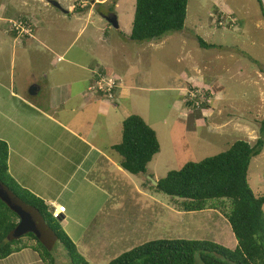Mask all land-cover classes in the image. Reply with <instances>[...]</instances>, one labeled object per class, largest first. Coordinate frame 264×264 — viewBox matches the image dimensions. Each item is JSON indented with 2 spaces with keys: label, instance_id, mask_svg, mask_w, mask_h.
<instances>
[{
  "label": "rangeland",
  "instance_id": "1",
  "mask_svg": "<svg viewBox=\"0 0 264 264\" xmlns=\"http://www.w3.org/2000/svg\"><path fill=\"white\" fill-rule=\"evenodd\" d=\"M49 1L0 0V129L19 135L15 127L8 130L4 123L12 108L35 113L18 96L25 94L42 113L84 120L78 127L81 133L93 126L105 155L87 163L94 162L103 169L87 172L88 166L77 164L74 150L79 151L80 159L85 149L76 136L63 130L60 160L45 162L50 169L43 174V190L49 192L56 187V194H65L69 189L65 183L71 175L82 177L87 172L106 194L103 198L98 195L100 189L94 195L84 192L81 211L69 210L59 225L72 236L89 264H108L135 246L161 238L207 239L234 248L236 239L227 220L228 202L223 206L213 199L201 211H187L181 199L156 191L153 184L189 161L227 150L237 139L254 144L259 137L264 118V19L258 0H189L185 28L153 41L129 38L135 0H56L62 9ZM217 5L223 9L227 5L234 11L224 14ZM110 12L117 15L120 28L106 20ZM25 16L34 17L33 21L29 19L33 27L20 25ZM37 34L48 35L52 41L43 45L28 42ZM198 35L217 47L203 48ZM69 58L79 66L69 64ZM86 64L89 69L81 68ZM90 68L94 73L105 70L110 74L107 81H115L121 90L114 94L115 99L109 92L92 89L101 79L97 73L88 86L92 92L83 103L78 90L86 87ZM194 79L203 82L197 84ZM186 81L191 88L197 86L195 95L202 94L200 100L195 99L199 103L204 101V90H210L204 106L195 108L185 102L180 94L191 89ZM34 83L41 85V90L31 97L28 91ZM102 94L108 100L101 109L110 111L106 120L97 117L89 104L92 97ZM48 99L55 104L42 103H48ZM115 100L122 105L116 101L114 106ZM133 113L156 130L160 142V151L148 164V172L138 175L123 170L120 154L111 149L121 141L122 119ZM20 121L27 123L28 136H34L38 120ZM106 127L111 131L106 132ZM248 182L255 192L264 193V148L250 163ZM54 199L66 201L65 195H55ZM51 247L56 264H72L60 241L54 240Z\"/></svg>",
  "mask_w": 264,
  "mask_h": 264
},
{
  "label": "trees",
  "instance_id": "2",
  "mask_svg": "<svg viewBox=\"0 0 264 264\" xmlns=\"http://www.w3.org/2000/svg\"><path fill=\"white\" fill-rule=\"evenodd\" d=\"M258 2L264 19V3L262 0ZM188 3L189 0H135L129 38L133 41H153L169 32L183 30ZM80 9L84 11L83 7ZM29 19L22 17L21 22L29 25ZM197 39L203 48L217 47L200 35ZM196 80L193 82H198ZM199 82L201 84L203 81ZM194 87L197 86L191 88L189 85L188 88L191 89L180 95L186 98V103L200 108L207 103L206 99L208 100L211 92L204 90V101L195 104L190 94V91L197 90ZM99 92L103 93L101 90ZM119 92L120 87L115 86L110 94L114 98V94ZM199 94L202 96L200 92ZM200 95L197 100L201 99ZM102 97L106 98L103 94ZM116 101L119 103V100H115L114 106ZM263 148L264 118L260 121V135L254 144L237 139L227 150L199 161H189L180 169L168 171L164 177L157 180V184H153L156 191L181 199L187 211H201L207 208L213 199L219 200L223 206L228 202L227 220L236 239L234 248L207 239L161 238L135 246L108 264H264V193L255 192L248 182L250 163L261 154ZM111 149L120 154L119 166L123 170L138 175L148 172V164L160 151V142L156 130L148 125L141 115L133 113L123 119L121 141L113 144ZM8 161V143L0 139V186L9 190L15 198L25 203V206L37 210L42 215L55 240L60 241L67 250L72 264H89L74 240L59 225V221L63 222L64 218H55L49 203L14 179L9 172ZM21 221L19 208H15L10 200L0 196V259L30 248L38 253L44 264H56L53 246L49 248L33 231L14 236L20 233L17 227Z\"/></svg>",
  "mask_w": 264,
  "mask_h": 264
},
{
  "label": "crops",
  "instance_id": "3",
  "mask_svg": "<svg viewBox=\"0 0 264 264\" xmlns=\"http://www.w3.org/2000/svg\"><path fill=\"white\" fill-rule=\"evenodd\" d=\"M219 5L217 6L219 7ZM226 6L224 5V9L223 7H219V12H222L224 14L225 13L232 14L234 9L232 7H228V6L226 7ZM70 8L71 6H69V9ZM30 20L33 21L34 17H31ZM29 41H34L36 44L43 45V44H46L52 41V39L48 37V35L44 36L43 34L42 35L37 34L36 38L35 37L30 38L28 39V42ZM67 62L71 64L72 66H79L78 62L73 61L70 58L67 59ZM88 66L89 65L87 64L85 66L81 65V68L89 69ZM90 71H92V74L88 75L89 80H86L88 81L86 87L84 85L78 90V94L84 99L83 103H85L88 95L90 96V94L88 93L91 92L89 91L88 86L91 84L92 78L94 77L93 76L94 70L90 68L89 72ZM69 84H70L69 82L66 83V86ZM60 86H61V83L57 84V89H60ZM48 88L56 92V88L54 86L51 87V85L48 84ZM124 88H126V86H124ZM40 90H41V85H40L37 95H39ZM66 93H68L69 95L70 90H67ZM52 95L57 96V94L55 93ZM18 96H20L19 98L22 99L28 105L30 109H33L35 113L28 114L27 112L20 110L18 108H12L13 110H11L12 111L11 114L7 116L5 115V117L7 118V121L4 123L6 124V127L8 126V130H10L9 127H15V131L19 135L17 136L14 134V136H12L11 133L8 132L7 130L0 129V139L5 140L8 143L9 172L14 177V179L19 184H21L23 187L31 191H34L38 196L42 197L47 203L63 204L66 207V211L64 212V215H63L64 220L66 219L69 210H72L73 212L75 210L81 211L84 192L94 195V194H97L98 189H100V193H98V195H100L103 198L106 192L98 186L99 185L98 183L95 182L96 183L95 184L92 178L89 177V173H87L89 171L92 172V171H98L100 169H103V166L101 167L97 166L94 162L97 160V158L100 155L101 156L105 155L104 151L101 149L102 145L97 142V139H96L97 135L95 134V130L93 126H91V128L90 127L86 128L85 129L86 132L81 133L78 127H80L81 125L82 126L84 125V120L78 121V119H74L73 117L63 119V117H61L58 113H54V112H47L46 114L42 113L41 110L37 109L34 101L28 99L27 94H25V97L21 95H18ZM105 99L107 98L101 97L99 95V96L92 97L91 98L92 101L89 102V104L93 106V108L95 109L96 114H97L96 116L97 117L102 116V120H106V117L110 113V111L103 109V107L101 109V104L106 103L104 102ZM47 101L48 103L47 102L45 103L44 101H42V103L44 105L45 104L50 105L49 103H52L53 99H50V100L48 99ZM119 103H118V106L122 105L121 103L119 105ZM53 104L55 103L53 102ZM63 104L65 105V99L63 101ZM63 104H58V105H62L63 108H65ZM109 107H111V104H109ZM53 108L56 109V107H53ZM126 113H127L126 115L129 114V112H126ZM24 118H27L29 122L30 121L35 122V120H38L39 128L36 131L39 132L40 134H38L35 131V135L31 136L30 138V136H28L26 132L27 129L25 128V125L27 123L25 121H20V119H24ZM108 120L109 119H107V122ZM1 126H3V123L1 124ZM95 126L96 128L99 127L98 124ZM40 127H43L44 130H40L42 129ZM107 129L108 127H106V132L111 131V128L110 130L108 129V131ZM63 130L71 135L76 136L81 147L85 149V153L80 159L78 158L79 151L74 150V155L76 156L75 162H77V164H80V166L82 167L83 166L85 167L88 166V167H86L85 170L87 172H85V174L82 177L77 176V174L71 175L70 177L71 179L69 178V180L65 183V185H68V188H69L67 193L62 194V192L60 191L58 194H56V187L54 189H51L49 192L43 189L41 190V188L44 187L42 177H43L44 172H46L48 168L50 169V166L45 163L46 161L51 160L53 162H58L60 160L59 159V155L61 154L60 148H62L63 146V142L61 139V134L63 133ZM12 138H16V139H12ZM27 142L28 144L26 147L24 144ZM91 160H94V162H91L88 165L87 162ZM114 161L116 160L114 159ZM58 173L60 172L58 171ZM35 176H37L38 180H40L38 183H36L34 180ZM72 178L74 180L73 182L70 181L72 180ZM55 195H58V196L65 195V199H66V201H64L65 203H63V201H55L54 199ZM67 200H69V204H67ZM99 209L100 207H98V210ZM81 225L86 226L85 223H82ZM0 264H44V263L40 259L37 252L33 251L30 248H26L19 252L12 253L6 258L0 259Z\"/></svg>",
  "mask_w": 264,
  "mask_h": 264
},
{
  "label": "water",
  "instance_id": "4",
  "mask_svg": "<svg viewBox=\"0 0 264 264\" xmlns=\"http://www.w3.org/2000/svg\"><path fill=\"white\" fill-rule=\"evenodd\" d=\"M51 3L57 8L62 9L60 3L56 0H51ZM105 18L114 28L118 29L120 27L116 14L106 15ZM38 90L39 87L34 85L29 89V92L31 95H35ZM154 184H157V181H154ZM0 196H2L5 200H10L15 208L18 207L19 213L22 216V221L17 227V231L20 233H17L14 236L18 237L21 233L33 231L50 248L51 243L55 240V236L42 215L37 210H34L29 206H25V203L15 198L12 193L3 186H0Z\"/></svg>",
  "mask_w": 264,
  "mask_h": 264
},
{
  "label": "built area",
  "instance_id": "5",
  "mask_svg": "<svg viewBox=\"0 0 264 264\" xmlns=\"http://www.w3.org/2000/svg\"><path fill=\"white\" fill-rule=\"evenodd\" d=\"M20 22V21H19ZM18 22V23H19ZM22 24H20V25H22V26H24V25H26L27 26V24L26 23H23V22H21ZM17 25L18 24H16V26L15 27H17ZM17 32H18V30H17ZM107 79H108V76H106V75H101V79H99V82L97 83L98 85H94V86H92V89H96V88H99L101 91H103V92H111V89L113 88V87H115V81H110V82H108L107 81ZM116 79V78H115ZM190 94H191V100H193L194 102H195V104H197L196 102H198L197 100L195 101V99H197V96L199 95H195L194 94V92L193 91H190ZM196 96V97H195ZM199 100V99H198ZM65 206L64 205H55V207H54V209H53V215H54V217H56V218H58V217H60L64 212H65Z\"/></svg>",
  "mask_w": 264,
  "mask_h": 264
},
{
  "label": "clouds",
  "instance_id": "6",
  "mask_svg": "<svg viewBox=\"0 0 264 264\" xmlns=\"http://www.w3.org/2000/svg\"><path fill=\"white\" fill-rule=\"evenodd\" d=\"M113 14H114V13H113ZM108 15H109V14H108ZM29 21H30V20H29ZM31 23H32V22H31ZM119 24H120V23H119ZM29 26H32V27H33L34 25H33V23H32V24L27 25L28 28H30ZM119 28H120V27H119ZM14 30H15V29H14ZM30 30H32V28H31ZM15 31H16V30H15ZM16 33L18 34L17 31H16ZM26 35H27V34H26ZM27 36H28V35H27ZM18 39H19V38H18ZM60 59H62V58L60 57ZM99 71H100V70H99ZM99 71H98V70L95 71V73H94L95 75H94V76H96L97 73H99ZM101 75H108V76H109L110 74H107V73L100 74V73H99L98 77H99V76L101 77ZM98 77H97V78H98ZM34 85H36V86H38V87L40 88V85H38V84H36V83L32 84V85L30 86V88H31L32 86H34ZM30 88H29V89H30ZM89 91L92 92L91 89H89ZM28 92H29V91H28ZM29 94H30V92H29ZM37 94H38V92H37ZM37 94H35V95H37ZM30 95H31V94H30ZM35 95H31V96H35ZM103 95H104V94H103ZM104 96H105V95H104ZM49 205L51 206L52 211H53V209H54V207H55V204H51V203H50ZM63 215H64V213L61 215V216L64 218ZM61 216H60V217H61ZM60 217H58V218H60ZM55 218H56V217H55Z\"/></svg>",
  "mask_w": 264,
  "mask_h": 264
},
{
  "label": "flooded vegetation",
  "instance_id": "7",
  "mask_svg": "<svg viewBox=\"0 0 264 264\" xmlns=\"http://www.w3.org/2000/svg\"><path fill=\"white\" fill-rule=\"evenodd\" d=\"M112 14H113L112 12L109 13V15H112Z\"/></svg>",
  "mask_w": 264,
  "mask_h": 264
}]
</instances>
